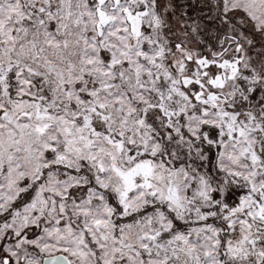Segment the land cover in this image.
Returning a JSON list of instances; mask_svg holds the SVG:
<instances>
[{
	"label": "snow or ice",
	"instance_id": "6c2138e0",
	"mask_svg": "<svg viewBox=\"0 0 264 264\" xmlns=\"http://www.w3.org/2000/svg\"><path fill=\"white\" fill-rule=\"evenodd\" d=\"M0 264H264V0H0Z\"/></svg>",
	"mask_w": 264,
	"mask_h": 264
}]
</instances>
